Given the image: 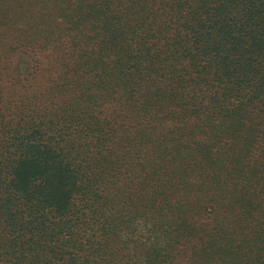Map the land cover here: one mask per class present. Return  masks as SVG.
Here are the masks:
<instances>
[{
    "label": "trees",
    "instance_id": "1",
    "mask_svg": "<svg viewBox=\"0 0 264 264\" xmlns=\"http://www.w3.org/2000/svg\"><path fill=\"white\" fill-rule=\"evenodd\" d=\"M0 264H264V0H0Z\"/></svg>",
    "mask_w": 264,
    "mask_h": 264
}]
</instances>
